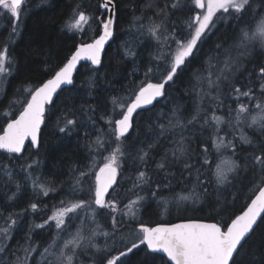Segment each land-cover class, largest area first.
Segmentation results:
<instances>
[{
    "label": "snow or ice",
    "instance_id": "obj_1",
    "mask_svg": "<svg viewBox=\"0 0 264 264\" xmlns=\"http://www.w3.org/2000/svg\"><path fill=\"white\" fill-rule=\"evenodd\" d=\"M29 7V0H0V19L8 21L0 46V85L16 67L9 47ZM119 7V0H94L91 5L74 0L65 24L80 38L74 52L48 73L50 78L25 88V99L9 103L21 105L15 116L4 113L11 118L5 120L6 126L0 125V151L5 154L0 172L11 181L10 164L22 161L21 171L31 181L35 198L49 197L64 187L63 182L42 178L41 162L35 158L42 147L46 113L49 118L55 114L59 93L74 90L67 86L75 85L78 66L87 79V95L92 96L105 46L117 33ZM221 24L234 34L230 42L218 39L213 54H205L203 71L189 82L194 106L188 110L175 102L174 85L200 58L205 42ZM97 28L99 32L91 36ZM128 32H134L139 43L149 40L155 45L142 66V78L136 75L141 66L135 42H126L122 56L133 67L124 73L127 83L121 90L107 97L110 107L100 114L96 103L85 100L78 108L62 109L55 121L58 132L64 134L62 139L83 133L88 155L84 163H73L69 191L51 209L34 198L15 211L19 182L15 192L5 193L0 202V264H38L34 254L40 256L39 264H264V0H142L138 11L132 8ZM82 61L88 63L81 65ZM170 100V111L157 113L147 125L150 139L135 147L130 134L139 127L137 121ZM221 109H226L225 115L217 114ZM97 115L105 128L97 123ZM222 125H227L223 132ZM26 142L37 151L30 153ZM158 145L163 151L156 161L153 150ZM242 145L247 147L241 149ZM149 160L166 175L178 167L181 175L194 177L191 194L179 200L195 203L208 196L216 217L156 226L140 221L138 214L147 207L141 193L149 188L156 197L162 190L149 175ZM129 161L139 166L133 168L134 178L122 177L131 183L121 192L118 177ZM237 201H243L238 211ZM29 211L45 215L28 229L24 245L13 250L12 233ZM35 229L50 234L46 245L33 239Z\"/></svg>",
    "mask_w": 264,
    "mask_h": 264
},
{
    "label": "trees",
    "instance_id": "obj_2",
    "mask_svg": "<svg viewBox=\"0 0 264 264\" xmlns=\"http://www.w3.org/2000/svg\"><path fill=\"white\" fill-rule=\"evenodd\" d=\"M74 0H29V11L25 13L24 22L21 26V31L18 37L15 38L14 45L10 44L9 53L16 58V67L13 73L7 77V82L0 85V125H5V120L10 119L4 115L5 112H11L12 116L20 110V104H13L9 107V103L13 99L23 100L27 96L24 89L34 87L42 81L50 78L48 75L57 65H62L66 62V58L74 52L77 44L80 42L79 35L75 32L67 31L65 24L69 18V10ZM84 5H91L94 0H81ZM142 0H119L120 7L118 9L119 26L113 40L105 50V58L101 70L97 73L98 86L92 90V96L89 97L87 79L80 66L75 77L76 83L69 88L73 91H63L59 93V99L55 100L56 112L49 118L46 113L45 125L41 128V144L38 158L40 160L39 174L42 178H47L49 182H63L64 187L49 197L35 198L31 188V181L26 180V173L21 171L22 161H13L10 164L12 171V180L10 181L6 175L0 172V202L3 201L5 193L11 194L16 191V183L19 182L21 189L18 200L15 202V211H21L27 207L30 200L36 199L37 202L43 200L51 209L54 203H58L62 198V194L69 191L70 177L69 169L73 163L80 165L84 163L85 157L88 155V150L84 146L83 133L73 134L71 137L62 139L64 134L59 133L56 127V119L66 105L78 106L85 100L96 103L97 110L100 114L110 107L107 103V97L121 90L122 84H126L124 73L132 70L133 64L130 60L124 59L121 52V46L126 42H135V49L139 57L137 64L141 66V72L137 73L138 78H142V66L150 60V53L154 51V42L145 40L143 43L136 41V34L129 33L128 27L132 21V8L136 7L139 10V5ZM89 10H92L89 8ZM8 21L0 19V46L3 45L7 32L4 30ZM231 25V22H229ZM99 32L97 28L90 35L95 36ZM231 27L220 25L218 32L214 33L205 42L204 52L200 58L193 63L191 68L187 70L180 78L179 82L174 85L173 96L177 98L175 102L183 103L188 110L194 106L192 98L188 94L189 82L194 79L195 73L203 71L204 60L206 55L213 54V49L218 39H223L225 42H230L233 35ZM14 48V51H13ZM86 64V63H84ZM82 64V65H84ZM115 72V77L113 73ZM17 90H20L19 92ZM235 106V105H233ZM173 107V101L167 103L161 102L152 112H145L137 121L139 127L130 135L133 137L135 147L146 143L151 134L147 131V125L155 120L156 114L159 112L168 113ZM226 109H221L217 114L225 115ZM101 128H105L103 121L99 119V115L95 117ZM227 125H222V132ZM93 138L95 135L94 129ZM249 135L252 131L245 129ZM2 134V133H0ZM207 130L205 131V137ZM199 140H197V143ZM247 146L242 145L241 149ZM30 153H35L37 150L26 148ZM156 153L155 160H159V155L163 151V145H158L157 149L153 150ZM215 154V150L210 149ZM107 153H105L106 155ZM243 154V153H242ZM5 154L0 152V158ZM99 159V157H98ZM195 163V161H193ZM131 161L124 165L125 171L118 177V183L121 187L118 189L121 192H126L130 187L131 181L122 177L134 178V167ZM182 169L174 167L171 169L173 174L166 175L155 166V161H148V172L152 176L154 182L161 184L162 190L157 193L156 197L150 195L151 189L145 188L141 193L147 197L146 208H141L138 218L148 226L157 224L175 223L178 221L188 220H203L211 221L216 217L217 213L210 207V199L205 196L198 202L192 200L180 201V196H188L192 191L194 177L188 176L187 172L181 175ZM154 187V185H153ZM200 190L197 189V192ZM209 192H212V186H209ZM227 195V193H225ZM135 198V197H133ZM167 201V204H165ZM180 201V202H179ZM243 201H237L235 210L238 211L242 206ZM167 208V211H165ZM45 213L24 212L18 220V227L12 233V239L9 241V246L13 250H17L18 246L24 245V239L28 229L33 223H40L41 216ZM226 218V217H225ZM3 220L0 218V225ZM102 225L106 224L105 219H101ZM49 233L45 230L35 229L33 231V239L38 241L42 246L46 245ZM259 236V233L257 234ZM100 242L103 237L98 238ZM258 242V241H254ZM22 255V253H19ZM33 259L38 262L40 256L33 255Z\"/></svg>",
    "mask_w": 264,
    "mask_h": 264
},
{
    "label": "water",
    "instance_id": "obj_3",
    "mask_svg": "<svg viewBox=\"0 0 264 264\" xmlns=\"http://www.w3.org/2000/svg\"><path fill=\"white\" fill-rule=\"evenodd\" d=\"M109 43H110V41H109ZM109 43L105 46V50H106V48H107V46L109 45ZM83 63H88V62H81V65L83 64ZM79 67L80 66H78V69H79ZM78 69H77V71H78ZM68 88L69 87H71V86H67ZM43 126V125H42ZM42 128V127H41ZM28 143L29 142H26V144H25V147L27 148V146H28ZM1 153H3L2 151H0ZM182 222H187V221H178V222H175V223H182ZM162 224H164V223H162ZM166 224H172V223H166ZM156 226V225H155ZM160 255H162V254H160Z\"/></svg>",
    "mask_w": 264,
    "mask_h": 264
},
{
    "label": "rangeland",
    "instance_id": "obj_4",
    "mask_svg": "<svg viewBox=\"0 0 264 264\" xmlns=\"http://www.w3.org/2000/svg\"><path fill=\"white\" fill-rule=\"evenodd\" d=\"M180 202V201H179ZM40 261V260H39Z\"/></svg>",
    "mask_w": 264,
    "mask_h": 264
},
{
    "label": "bare ground",
    "instance_id": "obj_5",
    "mask_svg": "<svg viewBox=\"0 0 264 264\" xmlns=\"http://www.w3.org/2000/svg\"><path fill=\"white\" fill-rule=\"evenodd\" d=\"M84 64V63H83Z\"/></svg>",
    "mask_w": 264,
    "mask_h": 264
}]
</instances>
